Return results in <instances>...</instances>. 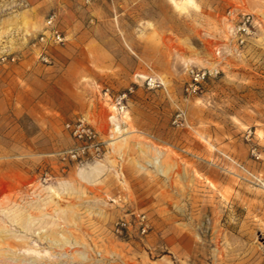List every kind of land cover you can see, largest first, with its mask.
I'll use <instances>...</instances> for the list:
<instances>
[{
  "label": "rangeland",
  "instance_id": "rangeland-1",
  "mask_svg": "<svg viewBox=\"0 0 264 264\" xmlns=\"http://www.w3.org/2000/svg\"><path fill=\"white\" fill-rule=\"evenodd\" d=\"M183 2L0 0V264H264V0ZM78 119L101 159H60Z\"/></svg>",
  "mask_w": 264,
  "mask_h": 264
},
{
  "label": "built area",
  "instance_id": "built-area-1",
  "mask_svg": "<svg viewBox=\"0 0 264 264\" xmlns=\"http://www.w3.org/2000/svg\"><path fill=\"white\" fill-rule=\"evenodd\" d=\"M231 15V12L229 13ZM254 29L253 18L250 15H241L236 25L233 27V36L236 39V42L239 46H243L247 40L252 36ZM66 42L65 36L58 29L55 17L52 16L46 22L44 32H42L38 38L34 39L30 43V47L33 50H36L39 53V57H42V60H46L45 52L52 46H62ZM2 61H6L7 58L3 57ZM12 62L15 61V58L11 59ZM189 75L191 78V83L186 88L188 93H197V90L201 84L209 79L214 78L218 75V71H207L202 70H190ZM147 84L149 86H154V80L150 79ZM104 97H107L110 101L113 98L114 109L117 117H122L127 112V94L123 93L115 97H110L109 89H105ZM112 117V116H111ZM181 115L178 114L174 120V124H177ZM67 132L70 134L74 140V145L65 152L59 154L62 162L81 164L89 160L101 159L105 156L107 152L109 141L104 142L101 139L100 132L93 126L87 124L84 120L78 119L73 123H67L65 125ZM255 133H252L251 130L247 132V139H252ZM263 147H264V136L262 138ZM258 144H255V147L251 150V155L256 161L263 160L262 154L257 150ZM47 178V175H45ZM257 180V179H256ZM261 186L264 189V180L259 181ZM145 217L141 218L140 229L141 233H146V226L143 224ZM120 228H125V224L121 223Z\"/></svg>",
  "mask_w": 264,
  "mask_h": 264
},
{
  "label": "bare ground",
  "instance_id": "bare-ground-1",
  "mask_svg": "<svg viewBox=\"0 0 264 264\" xmlns=\"http://www.w3.org/2000/svg\"><path fill=\"white\" fill-rule=\"evenodd\" d=\"M173 1V3L175 4V6L176 7H178V8H183V5L185 4L184 2H183V0H172ZM186 1H188V2H192V0H185V2ZM186 7V6H185ZM188 8V7H187ZM111 121L114 123V126H115V132H117V134H120L121 132L119 131V125L116 123V121H117V119H116V117L115 116H113V117H111ZM118 123H119V121H118ZM116 143V142H115ZM47 188H49V187H47Z\"/></svg>",
  "mask_w": 264,
  "mask_h": 264
}]
</instances>
